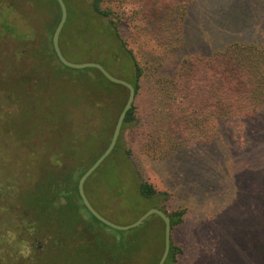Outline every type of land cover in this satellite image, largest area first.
<instances>
[{
  "label": "rangeland",
  "instance_id": "obj_1",
  "mask_svg": "<svg viewBox=\"0 0 264 264\" xmlns=\"http://www.w3.org/2000/svg\"><path fill=\"white\" fill-rule=\"evenodd\" d=\"M143 3L114 0L115 10L124 16L121 30L129 47L146 56L145 74L141 94L135 100L138 123L123 131L125 148L118 149L88 178L87 196L103 216L120 225L133 223L153 207L154 202L147 199L124 201L118 196L136 186L134 175L123 162V152L129 149L141 178L165 194L163 203L168 210L186 209L184 222L173 232L175 244L183 249L178 264H264V107L250 117L221 118L215 97L211 98L213 106L195 113L197 108L192 104L180 103L179 95L186 93L169 86L172 80L182 81L176 76L182 59L210 55L211 49L200 45L205 33L197 37L193 34L197 31L210 30L215 46L228 39L264 44V0H192L184 12V30L191 47L177 56L169 50L166 38L144 32ZM18 8L20 12L17 8L7 12L0 7V180L43 187L67 178L69 170L92 164V157L80 150V133L107 119L109 111L104 110L97 118L91 101L85 100L87 110L78 106L80 100L64 76L66 70L70 75L78 74L62 65L53 66V59L43 56L40 46L31 45L30 26L25 25L24 18L31 19L32 12L31 28L45 33L50 23L46 8ZM82 11L81 0H74L67 33L60 44L63 54L72 62L100 63L113 76L132 83L134 73L127 55L115 42L107 44L97 38L98 31L86 25L92 16L85 17ZM202 19L207 30L200 23ZM226 19L235 24L223 33ZM4 37L16 39L27 48L25 62L20 63L15 46L7 48L9 55L2 54L8 45ZM215 71H209L206 80H216L219 75ZM20 73L23 75L19 77ZM166 88L179 96L172 103L173 110L189 118L177 127L178 133L172 130L177 121L167 122L163 117ZM121 90L127 100L129 91ZM111 91L114 100L121 96L119 90ZM182 106L185 108L180 111ZM194 113L200 116L198 121L193 119ZM110 135L112 138L113 132ZM161 135L169 136L172 146L174 142L183 145L172 150L160 141ZM102 136L106 141L109 132ZM100 149L101 145H96L91 153L95 155ZM25 195L18 191L16 199L26 201ZM12 198L6 197L0 204L12 202ZM8 216L6 211L0 213V225ZM87 237L78 234L74 240L66 238L69 245L59 252L48 251L35 264H83L80 250ZM151 256H157V249L142 256V264H154Z\"/></svg>",
  "mask_w": 264,
  "mask_h": 264
},
{
  "label": "trees",
  "instance_id": "obj_2",
  "mask_svg": "<svg viewBox=\"0 0 264 264\" xmlns=\"http://www.w3.org/2000/svg\"><path fill=\"white\" fill-rule=\"evenodd\" d=\"M170 1L172 2L170 3ZM191 1L143 0L141 19L145 23L144 32L147 33L149 31L151 35L166 38L169 50L174 56L183 54L191 47V44L187 43L190 38L185 34L184 30L185 21L187 20L184 12L189 7ZM65 2L68 14L70 15L74 8V0H65ZM81 3L83 4L82 15L85 17L92 16L91 22L86 25L89 28L92 27V30L98 31L97 38L103 39L107 44L115 42L119 46V50L123 51L129 61H131L134 73L132 84L135 86V100L137 101L143 88V77L145 74V61L143 57L146 56L142 55L141 52H137L134 48H130L129 43L124 38L121 30V23L124 21L123 14L115 10L114 0H81ZM3 6L2 9L7 8V12L16 8L19 11V6H30L34 9L45 7L46 18L50 20L47 32L41 33L39 28H31L32 12L30 14L31 19L30 17L24 18L25 25L28 28L30 26L31 45L40 46L42 55H47V57L53 59V66L62 65L65 68L74 70L78 74L70 75L69 70H66L68 74L65 72L66 74L64 75L67 78L68 84L75 91L74 96L80 100L77 104L78 106L80 105L87 110L88 104L85 100L91 101V104H94V107L96 106L94 109L97 118L102 116L104 110L109 111L107 119L95 122V126L89 132L80 133V138H82L80 150L87 153L86 157H92L93 164L107 149L111 141L110 133L114 132L116 119H118L127 101L124 98L126 95L125 93L122 94L121 89L126 92L129 91L128 88L110 81L97 68L74 69L61 62L53 44V35L62 15L58 0H7V4ZM225 22V27L222 30L223 33L232 30V25L235 24L231 19H226ZM200 23L205 27L203 19L200 20ZM3 24H7V21H4ZM67 24H65L60 35L61 46L63 43L62 39L67 33ZM205 29L207 30L206 27ZM20 30L23 31L22 29ZM199 33H205V40L200 41V45L210 48L211 53L209 56L197 54L194 57H186L179 63L176 76L181 77L182 83L172 80L169 86L174 90L189 94L188 97L186 94L179 95L182 98V102L180 103L192 104L193 107L197 108L195 111L197 113V111H202L206 106H213L214 100L211 98L215 99L216 97L218 100L216 101L217 111L221 118L250 117L263 108L264 44L254 41L228 39L226 43L215 46L210 39V30L203 33L197 31L193 34L199 37ZM4 40L8 42V45L5 44L2 54L9 55L7 48L11 49V47L15 46V50L20 54V63L25 62L29 57L27 48L21 45L20 42H16V39L4 37ZM214 59L219 65H217L218 68H215L213 64ZM214 69H217L218 72ZM209 71H215L219 75L216 80H206ZM20 75H23V73L18 74L19 77ZM199 76L202 80L200 78L198 80ZM36 81L39 82L37 78ZM204 82H209L210 85L206 86ZM114 88L119 91L121 90V96H116L115 100V95L111 91ZM164 91L166 92L164 101H166L167 105L162 110L163 117L164 119H168L167 122L177 121L175 129L173 128L172 130L178 133L177 127L182 122L189 120V118H186L188 117L187 114L178 113V111H174L172 108V103L179 96H175L174 91H169L167 88ZM114 104L115 107L112 108ZM110 108L112 109L110 110ZM184 108L182 106L179 110H184ZM138 114L139 107L134 102L133 107L129 110L124 120L118 143L107 159L113 158L118 149L123 150L125 148L123 131L126 128L137 125ZM195 116L196 118L193 119H197L198 121L200 116L198 114ZM204 117L208 119L209 116ZM106 131L109 132V137L105 141L102 134ZM161 140L163 143L165 142L166 147H171L172 150L176 146L181 147L183 145H177L174 142L172 146L169 136L163 137L161 135ZM104 141L105 143L102 144ZM96 145H101V149L99 153L94 155L91 151ZM123 153V162L129 166L130 173L134 175L136 186L133 190L129 192L125 190L118 196L124 201L136 198L139 200L147 199L154 202L153 207L162 208L170 216L172 227L171 249L165 264H178L183 249L175 244L173 232L177 226L184 222L186 209L168 210L166 204L163 203L166 200L165 194L159 192L153 184L141 178L139 171L135 167V163L130 157L131 150L127 149ZM90 166L69 170L70 175L67 174V178H63L62 181L57 180L43 187L39 184L35 186L33 184L29 187L24 184H15L12 180L9 181L10 183L0 180V200L3 201L8 196L14 199L12 202L10 200L9 202L0 204V213L2 214L3 211H6L9 214L8 219L3 220L1 225L6 227H12L14 224L18 225L22 230L21 238L31 240L33 246L32 256L28 260H16L14 257L9 256L11 249L7 245L3 246L0 255L8 258V264L38 263L44 259L48 251L56 250L59 252L62 247L69 245L66 238L74 240V236L78 234L88 236L80 250L83 264H142L141 257L150 254L151 250L156 249L157 256H151V260L154 261V264H158L165 247L164 220L159 215H153L143 225L130 230H118L100 221L86 207L78 189L81 176ZM28 189H31V191H25ZM21 190L26 193V201H18L16 199L17 192ZM61 199L65 201L62 204L60 203ZM25 223L29 226L35 224V232L29 235Z\"/></svg>",
  "mask_w": 264,
  "mask_h": 264
},
{
  "label": "water",
  "instance_id": "obj_3",
  "mask_svg": "<svg viewBox=\"0 0 264 264\" xmlns=\"http://www.w3.org/2000/svg\"><path fill=\"white\" fill-rule=\"evenodd\" d=\"M60 6H61V19L56 27V30L53 35V44L55 51L57 53V56L61 60V62L70 67L75 69H85L89 67L97 68L99 69L110 81L123 85L128 88L129 90V96L125 103V106L123 110L121 111L118 120L115 125V129L111 138V141L107 147V149L97 158V160L85 171V173L81 176L79 183H78V189L81 198L83 199L84 204L86 207L91 211L93 215H95L100 221L103 223L118 229V230H130L132 228L138 227L143 225L151 216L153 215H159L165 222V247L163 254L158 262V264H165L170 249H171V234H172V227H171V218L170 216L159 207H152L148 209L146 212H144L136 221L133 223L127 224V225H120L117 224L110 219L103 216L91 203L89 200L87 193H86V182L88 178L100 167V165L111 155V153L114 151L118 140L120 138V135L122 133V128L124 124V120L127 116V113L129 110L133 107L136 97V90L135 86L121 78H117L113 76L102 64L97 62H72L70 61L62 52L61 46H60V35L64 29V26L68 19V8L66 5L65 0H58Z\"/></svg>",
  "mask_w": 264,
  "mask_h": 264
},
{
  "label": "clouds",
  "instance_id": "obj_4",
  "mask_svg": "<svg viewBox=\"0 0 264 264\" xmlns=\"http://www.w3.org/2000/svg\"><path fill=\"white\" fill-rule=\"evenodd\" d=\"M64 202L61 199L60 203L62 204ZM25 227L29 235L36 230L35 224L29 226L25 223ZM21 231V228L15 224L12 227L0 225V251L3 250V246L7 245L11 249L9 256L14 257L16 260H28L32 256L33 246L31 240L21 238ZM0 264H8V258L0 255Z\"/></svg>",
  "mask_w": 264,
  "mask_h": 264
},
{
  "label": "flooded vegetation",
  "instance_id": "obj_5",
  "mask_svg": "<svg viewBox=\"0 0 264 264\" xmlns=\"http://www.w3.org/2000/svg\"><path fill=\"white\" fill-rule=\"evenodd\" d=\"M4 2V3H3ZM3 2H0V7H4L3 5L4 4H7L5 1H3Z\"/></svg>",
  "mask_w": 264,
  "mask_h": 264
}]
</instances>
